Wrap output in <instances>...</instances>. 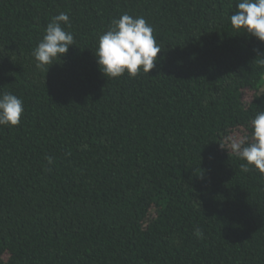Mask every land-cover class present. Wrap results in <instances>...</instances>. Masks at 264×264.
Returning <instances> with one entry per match:
<instances>
[{
  "label": "trees",
  "instance_id": "obj_1",
  "mask_svg": "<svg viewBox=\"0 0 264 264\" xmlns=\"http://www.w3.org/2000/svg\"><path fill=\"white\" fill-rule=\"evenodd\" d=\"M238 2L0 0V92L24 104L0 126V264H264V175L230 147L264 111V42L232 27ZM60 12L74 45L42 71ZM124 13L161 52L109 78L98 37Z\"/></svg>",
  "mask_w": 264,
  "mask_h": 264
},
{
  "label": "clouds",
  "instance_id": "obj_2",
  "mask_svg": "<svg viewBox=\"0 0 264 264\" xmlns=\"http://www.w3.org/2000/svg\"><path fill=\"white\" fill-rule=\"evenodd\" d=\"M236 11L230 16L232 27L264 42V0H239ZM62 25L70 26V17L60 12L51 19L42 40L34 48L35 67L42 71L64 56L74 45V35ZM152 26L142 16L127 13L111 21L109 28L98 37L95 56L102 73L109 78H119L127 73L135 77L141 70L148 74L155 67L161 48L153 35ZM264 65V59L260 60ZM24 113L22 99L11 92H0V126L15 127ZM251 142L233 139L230 147L239 159L242 172L253 168L264 175V111L251 120ZM51 163V161H49ZM197 238H203L200 228L194 229Z\"/></svg>",
  "mask_w": 264,
  "mask_h": 264
},
{
  "label": "rangeland",
  "instance_id": "obj_3",
  "mask_svg": "<svg viewBox=\"0 0 264 264\" xmlns=\"http://www.w3.org/2000/svg\"><path fill=\"white\" fill-rule=\"evenodd\" d=\"M250 94H251L250 92L246 93V99H247V95L250 96ZM248 100H249V99H248Z\"/></svg>",
  "mask_w": 264,
  "mask_h": 264
}]
</instances>
